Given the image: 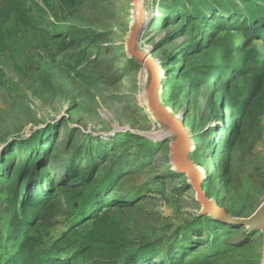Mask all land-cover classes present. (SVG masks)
Returning <instances> with one entry per match:
<instances>
[{"label": "rangeland", "instance_id": "rangeland-1", "mask_svg": "<svg viewBox=\"0 0 264 264\" xmlns=\"http://www.w3.org/2000/svg\"><path fill=\"white\" fill-rule=\"evenodd\" d=\"M261 6L153 0L160 15L151 14L141 41L163 66L165 103L193 135L205 191L240 218L264 202V93L245 109L232 106L233 76L246 55L264 57V43L242 30ZM0 7V157L17 138L55 140L45 171L56 189L62 183L53 224L38 231L45 248L66 233L68 245L89 237L116 243L125 264H262L263 234L200 216L187 177L173 171L172 142L150 139L162 129L146 112L145 70L126 53L131 0H0ZM4 188L0 264L18 248ZM91 197L106 203L94 218Z\"/></svg>", "mask_w": 264, "mask_h": 264}, {"label": "trees", "instance_id": "trees-1", "mask_svg": "<svg viewBox=\"0 0 264 264\" xmlns=\"http://www.w3.org/2000/svg\"><path fill=\"white\" fill-rule=\"evenodd\" d=\"M242 30L249 41L264 43V6L260 7L255 18L242 25ZM233 78L239 97L232 106L245 109L264 93V57L257 50H251L245 57L244 66L237 69ZM25 141L15 139L9 145V156L0 157V186L11 193L9 240L18 247L4 264H125L116 243L96 237L68 245L65 233L45 248V240L38 231L53 224L60 196L57 189L62 183L61 179L56 180L59 184L56 189L54 177L45 171L46 158L54 151L55 140L54 136L45 135ZM96 203L93 197L86 201L92 206V217L106 205ZM113 257H117L115 261Z\"/></svg>", "mask_w": 264, "mask_h": 264}, {"label": "water", "instance_id": "water-1", "mask_svg": "<svg viewBox=\"0 0 264 264\" xmlns=\"http://www.w3.org/2000/svg\"><path fill=\"white\" fill-rule=\"evenodd\" d=\"M134 5V19L128 32L125 47L127 56L139 63L145 70L146 78L144 95L146 105L153 113L156 123L161 127L159 134L152 135L154 142L171 141V163L175 172L187 176L188 186L195 192V200L201 205L200 216H209L214 221L231 225L234 228H245L250 232H261L264 236V202L255 213L247 218L232 217L219 207L216 200L210 198L204 189V172L194 162L193 135L186 126L183 116L171 111L163 99L162 89L165 86L160 76V61L153 56L152 50L145 48L141 41L146 31L144 12L148 0H131ZM164 83V85H163ZM166 86L164 87V91ZM264 264V248L263 259Z\"/></svg>", "mask_w": 264, "mask_h": 264}, {"label": "bare ground", "instance_id": "bare-ground-1", "mask_svg": "<svg viewBox=\"0 0 264 264\" xmlns=\"http://www.w3.org/2000/svg\"><path fill=\"white\" fill-rule=\"evenodd\" d=\"M152 4H153V0H148L147 1V5H146V8H145V12H144V20H145V22L147 23V22H149V20H150V17H152V15L151 14H153L154 13V15H157L156 16V18L160 15V10H161V8H152ZM158 7V6H157ZM154 18V17H153ZM132 19H134V15H133V17H132ZM158 25L157 24H155L154 25V28L155 27H157ZM160 76H161V78L163 79V81L165 80V72H164V69H163V66L161 65V68H160ZM163 85H164V83H163ZM165 87V86H164ZM164 87H163V89H162V93H164ZM145 96V95H144ZM145 98V97H144ZM145 103H146V101H145ZM147 106V105H146ZM170 109V108H169ZM171 110V109H170ZM172 111V110H171ZM147 114L149 115V116H151L152 118H154L155 119V117H154V115H153V113L150 111V109L148 108V106H147ZM162 134L163 133H161V134H159L158 133V136H162ZM193 145H194V149H195V142H194V139H193ZM199 167V169L202 171V172H204V168L201 166H198ZM173 171H175V169H174V165H173ZM186 176V175H185ZM187 177V176H186Z\"/></svg>", "mask_w": 264, "mask_h": 264}]
</instances>
